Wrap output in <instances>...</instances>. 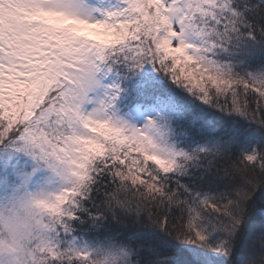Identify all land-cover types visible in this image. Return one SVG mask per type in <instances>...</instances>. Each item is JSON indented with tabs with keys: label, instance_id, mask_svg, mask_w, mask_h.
Segmentation results:
<instances>
[{
	"label": "snow or ice",
	"instance_id": "snow-or-ice-1",
	"mask_svg": "<svg viewBox=\"0 0 264 264\" xmlns=\"http://www.w3.org/2000/svg\"><path fill=\"white\" fill-rule=\"evenodd\" d=\"M0 264H264V0H0Z\"/></svg>",
	"mask_w": 264,
	"mask_h": 264
}]
</instances>
